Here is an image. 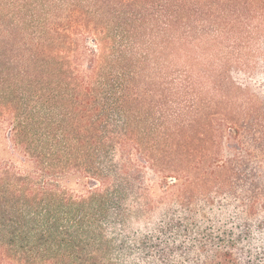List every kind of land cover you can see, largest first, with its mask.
Instances as JSON below:
<instances>
[{
  "label": "trees",
  "instance_id": "16d2710c",
  "mask_svg": "<svg viewBox=\"0 0 264 264\" xmlns=\"http://www.w3.org/2000/svg\"><path fill=\"white\" fill-rule=\"evenodd\" d=\"M254 78L264 0H0V264H264Z\"/></svg>",
  "mask_w": 264,
  "mask_h": 264
},
{
  "label": "rangeland",
  "instance_id": "374dc122",
  "mask_svg": "<svg viewBox=\"0 0 264 264\" xmlns=\"http://www.w3.org/2000/svg\"><path fill=\"white\" fill-rule=\"evenodd\" d=\"M255 80H259V81H262L263 85L260 86L259 89L256 90V92L258 93V97L260 98V100H262V102H264V78H254ZM70 184H71V188L74 187V188H79V184H75L73 182V180H70Z\"/></svg>",
  "mask_w": 264,
  "mask_h": 264
}]
</instances>
